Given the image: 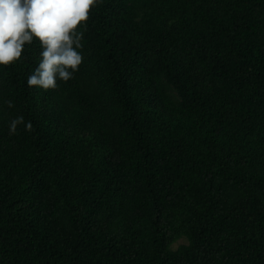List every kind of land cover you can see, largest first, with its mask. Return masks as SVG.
Segmentation results:
<instances>
[{
  "label": "trees",
  "instance_id": "16d2710c",
  "mask_svg": "<svg viewBox=\"0 0 264 264\" xmlns=\"http://www.w3.org/2000/svg\"><path fill=\"white\" fill-rule=\"evenodd\" d=\"M78 30L56 89L37 43L0 66V264H264V0H102Z\"/></svg>",
  "mask_w": 264,
  "mask_h": 264
},
{
  "label": "clouds",
  "instance_id": "9594fccd",
  "mask_svg": "<svg viewBox=\"0 0 264 264\" xmlns=\"http://www.w3.org/2000/svg\"><path fill=\"white\" fill-rule=\"evenodd\" d=\"M102 0H0V66L20 62L27 46L41 49L38 65L27 78V86L40 90L56 89L58 81L68 82L79 71L83 56L79 51L82 32L90 10ZM11 107V104H9ZM31 130V122L17 117L9 132L19 125Z\"/></svg>",
  "mask_w": 264,
  "mask_h": 264
},
{
  "label": "rangeland",
  "instance_id": "374dc122",
  "mask_svg": "<svg viewBox=\"0 0 264 264\" xmlns=\"http://www.w3.org/2000/svg\"><path fill=\"white\" fill-rule=\"evenodd\" d=\"M182 243H186V239L184 237L182 238H179L177 241H175L173 244H172V247L173 248H176L177 246H179L180 244Z\"/></svg>",
  "mask_w": 264,
  "mask_h": 264
}]
</instances>
